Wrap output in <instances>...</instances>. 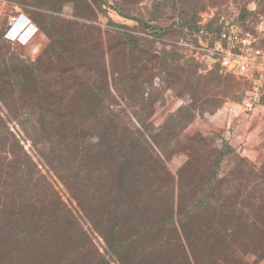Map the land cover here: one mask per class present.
<instances>
[{"label":"trees","instance_id":"obj_1","mask_svg":"<svg viewBox=\"0 0 264 264\" xmlns=\"http://www.w3.org/2000/svg\"><path fill=\"white\" fill-rule=\"evenodd\" d=\"M70 37L32 63L0 47V264H81L92 234L105 245L96 264H264V158L221 175L224 154L202 133L162 143L163 127H132L116 101L147 100L142 80L38 82L54 55L59 77L71 71ZM179 144L187 158L172 174L164 151Z\"/></svg>","mask_w":264,"mask_h":264},{"label":"rangeland","instance_id":"obj_2","mask_svg":"<svg viewBox=\"0 0 264 264\" xmlns=\"http://www.w3.org/2000/svg\"><path fill=\"white\" fill-rule=\"evenodd\" d=\"M11 16L15 23H10ZM64 32H70L71 44L65 41L61 48L64 56H72L67 68H73L59 77L64 63L54 55L45 65L50 72L39 74L38 82L142 80L147 100L139 104L133 90L126 95V106L124 99L116 101L121 107L115 108L132 119V127H138V118L146 132L163 127L162 143L180 128V139L202 133L224 154L221 175L238 157L255 165L263 160L264 102L250 111L243 110L241 102L253 82H264V64L239 73L235 57L231 67L220 60L226 53L249 56L254 48L264 53V0H0V47H9V60H14L10 53L30 63L43 59L52 39ZM118 33L124 40L116 38ZM123 44L128 46V63L120 76ZM182 145L164 151L165 156L171 153L166 167L172 174L187 158ZM51 179L69 203L62 184ZM90 237L93 242L86 240L81 264H96L97 251L104 255V242L95 234ZM110 262L118 264L116 259Z\"/></svg>","mask_w":264,"mask_h":264},{"label":"built area","instance_id":"obj_3","mask_svg":"<svg viewBox=\"0 0 264 264\" xmlns=\"http://www.w3.org/2000/svg\"><path fill=\"white\" fill-rule=\"evenodd\" d=\"M16 17H10V23H15ZM225 37V33L222 34ZM235 57V68L239 73H245L250 71L255 64H264V53L254 48L249 56L244 54H238L236 56H232L230 53H226L222 55L220 63L224 67H231V60ZM260 102H264V82H253L250 91L247 93L246 97L241 102V108L245 111H250L252 108L259 104Z\"/></svg>","mask_w":264,"mask_h":264}]
</instances>
